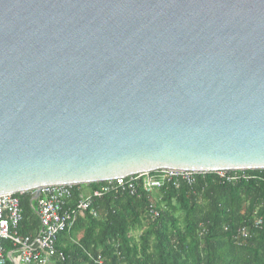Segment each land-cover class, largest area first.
<instances>
[{
    "label": "water",
    "instance_id": "95a60500",
    "mask_svg": "<svg viewBox=\"0 0 264 264\" xmlns=\"http://www.w3.org/2000/svg\"><path fill=\"white\" fill-rule=\"evenodd\" d=\"M264 169V0H0V194Z\"/></svg>",
    "mask_w": 264,
    "mask_h": 264
},
{
    "label": "trees",
    "instance_id": "16d2710c",
    "mask_svg": "<svg viewBox=\"0 0 264 264\" xmlns=\"http://www.w3.org/2000/svg\"><path fill=\"white\" fill-rule=\"evenodd\" d=\"M229 173L244 176L229 181L210 171L193 185L166 184L137 196L106 194L96 200L100 217L86 213L59 235L57 248L65 259L53 258L52 264H98L99 255L104 264H264V169ZM32 197L33 191L21 195L22 234L40 227ZM151 205L159 216L149 213ZM243 226L251 236L238 241ZM135 230H141L138 237ZM3 244L8 252L11 243Z\"/></svg>",
    "mask_w": 264,
    "mask_h": 264
},
{
    "label": "built area",
    "instance_id": "2783aa9c",
    "mask_svg": "<svg viewBox=\"0 0 264 264\" xmlns=\"http://www.w3.org/2000/svg\"><path fill=\"white\" fill-rule=\"evenodd\" d=\"M221 179L235 180L244 174H231L229 171H215ZM203 171L159 169L141 172L112 180L99 182L95 188H86L80 184L45 185L41 188L36 201V212L40 227L35 234H22L23 221L21 193L0 194V264H52L53 258L65 259L64 252L58 250L57 240L61 233L73 229L80 216L86 213L94 217L102 215L97 199L108 193H128L132 196L141 191L152 194L166 184L179 187L185 183L193 185ZM33 198V197H32ZM149 213L156 217L159 211L150 206ZM259 219L257 224H260ZM251 236L248 227H240L236 239L245 240ZM9 241L11 248L5 251L4 242ZM98 264H104L99 255Z\"/></svg>",
    "mask_w": 264,
    "mask_h": 264
},
{
    "label": "rangeland",
    "instance_id": "374dc122",
    "mask_svg": "<svg viewBox=\"0 0 264 264\" xmlns=\"http://www.w3.org/2000/svg\"><path fill=\"white\" fill-rule=\"evenodd\" d=\"M140 232H141V230H135V231H133V233H134V235H135L136 237L139 236Z\"/></svg>",
    "mask_w": 264,
    "mask_h": 264
}]
</instances>
